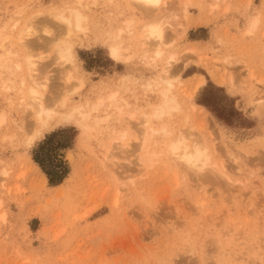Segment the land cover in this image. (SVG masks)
<instances>
[{
    "label": "rangeland",
    "instance_id": "374dc122",
    "mask_svg": "<svg viewBox=\"0 0 264 264\" xmlns=\"http://www.w3.org/2000/svg\"><path fill=\"white\" fill-rule=\"evenodd\" d=\"M159 21L156 58L143 30ZM27 24L48 81L44 105L57 113L29 148L36 124L15 66H24L15 42ZM63 47L72 59L60 65ZM170 55L179 107L156 117ZM99 99L86 128L60 117ZM0 115V264H264V0H162L147 12L129 0H0ZM145 122L169 135L154 134L151 161L139 162ZM70 127L69 174L50 186L32 149ZM180 128L188 144L202 139L223 175L167 158Z\"/></svg>",
    "mask_w": 264,
    "mask_h": 264
},
{
    "label": "bare ground",
    "instance_id": "6f19581e",
    "mask_svg": "<svg viewBox=\"0 0 264 264\" xmlns=\"http://www.w3.org/2000/svg\"><path fill=\"white\" fill-rule=\"evenodd\" d=\"M129 2L131 4H135L142 11L147 12L149 9L156 8L158 5H160L162 0H129ZM64 21L67 23L69 22L67 18L64 19ZM77 23H78V19H77ZM256 24H257V16H249L246 22L247 32L248 33L251 32L255 28ZM14 26H12V28H14ZM30 26L31 25L27 24L24 27H22L23 29L21 28H20L21 30L18 29L19 31L18 33H16L17 35L16 42L14 41L15 44H17V47L19 49L25 50V54L23 57L24 66L19 65V63L16 64L15 66H16V69H18L19 71L21 72L22 70L24 71V76L22 75L20 77L21 84L24 85L25 81L26 80L28 81L26 85V92H27V97H28L27 99L29 101L28 106L33 111L34 122L36 124V128L34 130H31L32 132L29 133L28 136L26 135L27 137H25L24 139V143L27 146V148L31 147L34 144V142L43 135V129L49 124V121L53 119L54 116L57 114V113L53 114L52 111L48 110L50 108H46L44 105V101H43L44 94L43 93L46 90V87H47L46 82L48 81L43 77L42 78L44 80L40 78V75L38 76L39 70L37 68H38L39 59L34 57L29 52V47L34 45V43H32L29 38H31V36L36 33L35 29H33L32 26H31L32 28L31 29ZM33 30L35 32L34 34H33ZM143 35L147 40H150L146 42H149L150 46L153 47L154 56L156 58L161 57V49L159 48L164 43L163 41L164 31H163L162 21L155 22L149 26H146L143 30ZM110 53L113 58H118L119 53L115 47H111ZM57 54H58L57 59L59 58L61 61L60 65H62L65 62L67 63V61H71L72 59V55L69 49H66L65 47L60 48L57 51ZM175 62L176 60L173 55L168 56L167 59L164 60L163 62L161 77H159L160 85L162 83L163 88L160 90H157L158 98L160 102L153 108V110H151V114H153L156 117H159L165 114L167 111L177 110L179 107L177 99L171 91L172 84L169 78L170 69ZM39 79L42 81H40ZM69 80H70V77L66 76L65 83L68 84ZM202 84H203V80L200 78L199 85H202ZM157 85L159 84L155 85L156 88H158ZM108 100L111 101V105L115 109H117V105L121 107V102L116 99L115 93L111 94L108 97ZM65 101L66 100L63 99L60 104L64 106L66 103ZM101 104H102V100L99 99L92 106L90 105L91 107H89V109L85 111H83V109H85L86 108L85 106H88V105L86 104L84 106H81V104L76 105V106H73L71 109L68 108L69 110L60 117H62V119L66 121H73L76 117H80V119L77 118L75 122L78 125H81L82 127L86 128L87 124L85 123H87V121L89 123L91 112L98 111V108H100L99 106ZM118 112L122 114L121 108H118ZM76 114H78L79 116H76ZM3 120H4L3 116L0 115V125L3 123ZM145 125L146 127L143 131V137H141V141H140L139 148H138L139 151L141 152L143 151V155L138 156L139 162L144 161V160L146 162L147 161L149 162V160L151 161L150 158L149 159L146 158V155L147 157L153 156L148 153L149 151L148 142L151 143L154 134L159 132L163 136L169 135V132L164 127L159 129L160 131H158V130L153 129L150 126L148 127L147 122H145ZM180 131L176 134L174 139L172 138V135H171V138L173 140H171L170 143H168V145L165 148L166 153L168 154L167 158H169L171 161L180 163L181 165L193 170L194 172L201 173L202 171H205L208 173V171L210 172L211 170L213 173L216 174V176L218 174L223 175L224 173L222 171L224 170L223 165L220 164L219 166H216L214 162H211L209 149L205 145L201 144L200 142L202 139L201 140L198 138H195V140L192 139V141L188 144L187 143L188 142L187 133H185L186 131L184 130L182 131V129ZM183 134L186 136V138L185 136H183ZM188 135L193 136V133L189 134L188 132ZM67 156H68V159L71 158V151L67 153ZM3 174L5 175L6 172H3ZM216 176L213 175L212 177H216ZM42 179L44 182H46V178L44 176L42 177ZM213 180H215V178H213ZM1 217H2L1 219H3L4 216H1Z\"/></svg>",
    "mask_w": 264,
    "mask_h": 264
},
{
    "label": "trees",
    "instance_id": "16d2710c",
    "mask_svg": "<svg viewBox=\"0 0 264 264\" xmlns=\"http://www.w3.org/2000/svg\"><path fill=\"white\" fill-rule=\"evenodd\" d=\"M75 137L73 127L53 131L32 149L31 157L45 174L48 184L55 186L68 176L70 168L62 151L72 147Z\"/></svg>",
    "mask_w": 264,
    "mask_h": 264
},
{
    "label": "crops",
    "instance_id": "0c3cea01",
    "mask_svg": "<svg viewBox=\"0 0 264 264\" xmlns=\"http://www.w3.org/2000/svg\"><path fill=\"white\" fill-rule=\"evenodd\" d=\"M255 1V0H254ZM259 2H260V0H259ZM226 8L227 7H224V9L226 10ZM196 13H197V11L195 10L194 12H193V14H194V16L196 15ZM230 16H231V14H230ZM227 17V16H226ZM229 17V16H228ZM225 19L226 18H222V17H220L218 20H217V22L220 24V23H223V21H225ZM233 19H236V16H233ZM212 26V25H211ZM211 26H208V27H211ZM205 28L206 26H203V25H198V26H192L191 27V29H196V28Z\"/></svg>",
    "mask_w": 264,
    "mask_h": 264
}]
</instances>
